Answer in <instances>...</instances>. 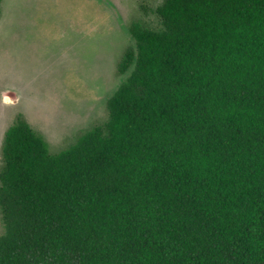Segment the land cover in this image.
<instances>
[{
    "label": "trees",
    "instance_id": "16d2710c",
    "mask_svg": "<svg viewBox=\"0 0 264 264\" xmlns=\"http://www.w3.org/2000/svg\"><path fill=\"white\" fill-rule=\"evenodd\" d=\"M157 14L105 123L60 152L6 131L0 264H264V0Z\"/></svg>",
    "mask_w": 264,
    "mask_h": 264
},
{
    "label": "rangeland",
    "instance_id": "374dc122",
    "mask_svg": "<svg viewBox=\"0 0 264 264\" xmlns=\"http://www.w3.org/2000/svg\"><path fill=\"white\" fill-rule=\"evenodd\" d=\"M164 0H3L0 16V167L6 131L24 116L53 152L108 120L129 73L134 25L160 30ZM4 225L0 215V235Z\"/></svg>",
    "mask_w": 264,
    "mask_h": 264
}]
</instances>
